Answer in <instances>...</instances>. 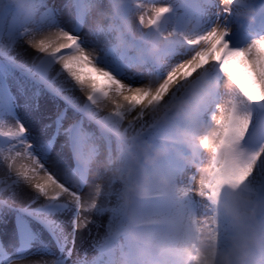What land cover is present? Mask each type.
Returning a JSON list of instances; mask_svg holds the SVG:
<instances>
[{
	"label": "snow or ice",
	"instance_id": "1",
	"mask_svg": "<svg viewBox=\"0 0 264 264\" xmlns=\"http://www.w3.org/2000/svg\"><path fill=\"white\" fill-rule=\"evenodd\" d=\"M136 2L141 12V25L159 29L164 23L173 24V7L168 3L162 0ZM15 3L16 0H0V37L7 38V44L0 43V57L3 58L0 60V157L11 177L9 187L12 189L10 194L0 197V223L8 222L7 213L15 214L13 229L17 244L11 252L0 247V264H22L33 254L54 255L41 241V229L52 237L61 253L66 251V255L35 264H67L72 249L68 247V234L64 231L65 221L60 219L61 215L75 209L71 221L74 237L76 228L81 226L78 221L82 212L100 216L109 211L103 207L95 210L85 207L90 191L85 198L82 190L93 187L90 184L93 176L97 183L104 160L117 151L121 136H144L145 130L153 124L150 109L161 103L170 88L176 86L173 100L200 92L202 80L197 77L201 74L227 85V103L216 121L213 159L205 185L207 200L202 204L204 212L198 225L219 237L218 194L226 185L247 184L257 198L264 201V35L255 36L244 46H235L226 39L230 35L226 27L228 18L239 9L223 8L218 0H202L204 11L217 9L214 25L204 29L196 24L195 38L174 44L167 63L150 62L146 71L140 73H131L124 67L118 75L102 62V56L94 59L80 47H99L88 36L90 0H70L65 7H71L73 12L63 22L56 11L48 7L47 0H36V7L41 11L39 19L31 25L14 7ZM244 7L248 8V0ZM51 27L66 29V34L62 32L55 39H43L30 46L38 48L36 52L40 54L32 67L18 63L11 54L14 45L21 39L30 40V34ZM85 28L87 32L83 31ZM59 40L66 42L57 43ZM61 49L66 52L61 53ZM67 50H72V54H66ZM54 65H59L60 71L50 77ZM208 69H216L217 73H208ZM58 79L68 87L78 88L81 93L85 89L89 91L82 106L63 94V89L56 86ZM154 81H163L155 91ZM13 87L19 95L13 94ZM47 93L61 97L82 114L83 120L95 125V129L85 127L80 117H72L76 122L64 127L62 116L51 123L44 120L43 113L37 116L33 107H39L37 98ZM113 94L120 102L113 100L112 114L102 117L96 105L111 99ZM217 98L212 95L209 103L199 111L198 118L215 119L213 108ZM256 109H260L261 114H257ZM6 121L11 126H7ZM37 123L40 124L38 132ZM53 125L51 140L43 142ZM59 135L66 138L65 144L50 155ZM89 144L91 147L85 152ZM65 147L70 157L64 152ZM21 184L35 195L25 206L14 207L18 195L16 186ZM40 198L44 201L40 202ZM90 223L93 221L85 218L83 227ZM111 226L108 219L105 234ZM224 230L227 231V227ZM37 243L41 247L33 253L31 250ZM111 244V239L101 238L95 245L97 255L91 264H102V257Z\"/></svg>",
	"mask_w": 264,
	"mask_h": 264
},
{
	"label": "clouds",
	"instance_id": "2",
	"mask_svg": "<svg viewBox=\"0 0 264 264\" xmlns=\"http://www.w3.org/2000/svg\"><path fill=\"white\" fill-rule=\"evenodd\" d=\"M90 2L88 36L99 47L80 46L81 49L95 59L110 46L131 73L146 71L150 62L167 63L173 45L194 39L197 32V25L191 20L182 27L169 23L159 29L141 25L136 0ZM218 2L223 8L239 9V15L249 20L253 16L252 10L244 7L245 0ZM14 7L25 15L29 25L39 19L41 9L36 7V0H16ZM62 32L66 34V29L46 28L30 34L26 42L34 46L40 40L55 39ZM105 37L109 38V45L102 44ZM65 52L61 49V53ZM66 54H72V50ZM207 71L210 73V69ZM197 79L202 80L200 92L173 100V86L161 103L150 109L151 127L170 119L179 121L172 136L159 145L143 136H121L117 151L104 160L97 183L84 203L92 210H109L104 214L112 226L102 238L111 239L112 244L104 253L102 264H264V201L247 184L226 185L220 190L218 205L221 219L227 221V231L221 226L219 237L198 225L200 216L193 215L186 206L193 198L201 204L207 200L205 185L213 159L216 121L227 103L226 84L203 74ZM162 83L154 81L153 91ZM82 94L87 97L89 91L85 89ZM213 94L218 97L213 108L215 119L198 118ZM113 100L120 102L113 94L111 99L96 105L102 117L112 114ZM90 147L87 145L85 152Z\"/></svg>",
	"mask_w": 264,
	"mask_h": 264
},
{
	"label": "bare ground",
	"instance_id": "3",
	"mask_svg": "<svg viewBox=\"0 0 264 264\" xmlns=\"http://www.w3.org/2000/svg\"><path fill=\"white\" fill-rule=\"evenodd\" d=\"M169 1V4L173 7V15L171 17L172 23H175L178 27H182L186 21H193L196 24H199L204 29L211 27L215 24L217 19V9L212 8L209 11H204V6L202 0H181L180 4L177 5L174 0H165ZM47 4L49 8H52L56 11L59 18L63 22L68 18V16L73 12L71 7H65V5L70 4V0H47ZM255 7V10H252L253 16L251 20L245 18L243 21L240 19L243 16L239 15V12L234 11L232 16L228 18L226 27L228 28L230 35L226 37L232 44L235 46H244L252 38L259 35H264V0H248V8L252 9ZM179 9L176 11V9ZM223 20V17H220ZM237 27V31L234 33V30ZM83 31L87 32V28L83 29ZM0 43L7 44L6 37H0ZM102 44L109 45L110 40L109 38L105 37L102 39ZM18 63H23L26 67H32L33 63H37L36 57L40 54L37 53L34 49H32L26 40H19L13 47L11 53ZM102 62L105 63L110 70H113L115 74H122V69L127 67V64L122 60V58L116 56L113 53L111 47H106L102 54ZM60 71L59 65H54L53 71L50 73V77H55L56 72ZM217 70H213V74H216ZM66 76V74H63ZM57 87L63 89V94L70 96L73 100H75L81 106L85 102L84 95L79 91L78 88L75 87H68L67 85L63 84L61 80H57L56 83ZM14 95H19L17 89L15 87L12 88ZM20 100L17 101L20 104ZM36 103L39 107H33V111L37 113L39 116L40 113L44 114V120L47 123H51L53 119L48 117L44 110H51L52 112L58 113L56 118L62 116V124L66 125L67 127L70 126L72 123L76 122L72 117H80L81 122L84 124L85 127L89 128V130H94L95 125L88 124L87 121L83 120L82 114L77 112L76 109L72 108L66 101H64L61 97H53L52 93H47V95L42 94L40 97L37 98ZM60 106V107H59ZM60 108V109H59ZM65 110H67L66 113ZM257 114H261L260 109L255 110ZM17 116H20L19 109L17 110ZM55 118V119H56ZM179 123L176 119H170L166 124H162L161 131L158 134L153 135L152 137L148 138L146 135L151 131L154 127L148 128L145 133L144 137H146L150 143L153 145H159L164 138L170 137L173 135L175 126ZM7 126H11L10 122L6 121ZM27 126V125H26ZM40 130V124L37 123L36 131ZM54 131V125L52 129L48 130V137L43 142H48L52 138V132ZM65 144V139L63 135H59L56 137V142L53 144V151L50 155H54L57 151L61 149V147ZM64 152H67V148H64ZM69 157L70 154L68 153ZM178 168V166H176ZM96 183L95 176H93L90 180V184L94 186ZM11 184V177L8 174L6 165L3 164V157H0V187L6 192V195L10 194L12 189L9 187ZM91 188L86 187L82 191L85 194V198L87 197V193L90 191ZM17 198L14 201V207H22L26 204L30 203V197L35 195L34 192L31 191L26 185H18L16 186ZM196 199L189 201L187 203V208L192 212L195 216H200L204 212V206L199 203ZM44 198H40V202H43ZM39 203V202H38ZM34 207L36 205H33ZM14 213L9 212L7 213L5 219L8 221L7 223H0V247H4L6 251H13L15 245L17 244V237L14 227ZM75 216V209L72 208L71 210H66L60 217L64 224V231L68 234V247L72 249V255L70 258L79 257L77 259V264H91V262L95 259L97 252L95 245L101 238L104 236L105 231L103 227L108 224V215H100L97 216L95 213H86L82 212L79 218L78 223L81 225L80 227L76 228L75 236L71 235L73 231L72 226V219ZM85 218L92 220L93 223L88 224L87 227H83L85 222ZM13 219L10 223V220ZM102 228V229H101ZM41 231V241L50 248L51 251L54 249H58L56 243L52 239L49 234L44 231ZM40 243H37L33 246L31 250L33 253H36V250L40 248ZM96 253V254H95ZM48 256H41L39 254H33L26 257L22 264H35V262H46ZM70 258L67 257V264H70ZM86 258V259H85ZM81 259V260H80Z\"/></svg>",
	"mask_w": 264,
	"mask_h": 264
},
{
	"label": "rangeland",
	"instance_id": "4",
	"mask_svg": "<svg viewBox=\"0 0 264 264\" xmlns=\"http://www.w3.org/2000/svg\"><path fill=\"white\" fill-rule=\"evenodd\" d=\"M162 2H165V3H168L169 4V1H165V0H162ZM174 2H176V4L177 5H179L180 4V2H181V0H174ZM170 5V4H169ZM256 8L255 7H252V9L251 10H255ZM177 10H179L178 8L176 9V11ZM246 18V17H245ZM244 17L242 18V19H240V21H243L244 19H245ZM173 20V18L171 19V21ZM174 24H176V20H175V23ZM237 31V27H236V29L234 30V33ZM3 58L2 57H0V60H2ZM213 70L214 69H210V73H213ZM60 107V106H59ZM60 109V108H59ZM44 112L46 113V115H48V117H50L51 119H55L56 118V115H57V113H58V110H56V112H52L51 110H44ZM67 112V110H65V112L64 113H66ZM63 126L64 127H67L66 125H64L63 124ZM161 128H162V124L161 125H157V126H155L151 131H149V133L146 135L148 138H150V137H152L153 135H155V134H158L160 131H161ZM64 137V136H63ZM143 138L146 140V141H148L149 142V140L146 138V137H144L143 136ZM64 139H66L65 137H64ZM67 152L69 153V151H68V149H67ZM70 154V153H69ZM6 195V192H4V190L0 187V197H2V196H5ZM13 219H11L10 220V223H11V221H12ZM221 226H222V228L223 229H225L226 227H227V221L226 220H224V219H221ZM106 228H107V225H105L104 227H103V230L102 231H106ZM102 229V228H101ZM54 255H50V256H48L47 257V260H46V262H48V261H51L52 259H54L55 257H64L65 255H66V251H65V253H61L60 252V250H59V248L58 249H54V251H51ZM96 254V253H95ZM70 258V257H69ZM77 259H79V257H74V258H70V264H77L76 262H77ZM86 259V258H85ZM81 260V259H80ZM68 261V260H67ZM69 264V263H68Z\"/></svg>",
	"mask_w": 264,
	"mask_h": 264
}]
</instances>
